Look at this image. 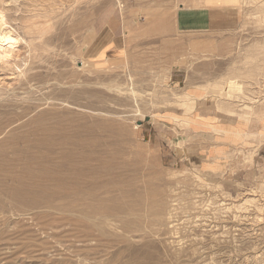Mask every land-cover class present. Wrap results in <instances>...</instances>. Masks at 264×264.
<instances>
[{"label":"rangeland","instance_id":"rangeland-1","mask_svg":"<svg viewBox=\"0 0 264 264\" xmlns=\"http://www.w3.org/2000/svg\"><path fill=\"white\" fill-rule=\"evenodd\" d=\"M250 2L0 0V29L19 35L0 58V124H62L58 142L131 185L85 228L0 213V264H264V87L230 79L264 43ZM207 86L225 87L216 106ZM222 120L252 135L246 150L215 138L207 125Z\"/></svg>","mask_w":264,"mask_h":264},{"label":"bare ground","instance_id":"bare-ground-1","mask_svg":"<svg viewBox=\"0 0 264 264\" xmlns=\"http://www.w3.org/2000/svg\"><path fill=\"white\" fill-rule=\"evenodd\" d=\"M247 1L244 0L245 3ZM250 3L261 15L260 23L263 24L264 0H251ZM14 31L0 29V58L4 60L19 45L17 38L19 35L16 37ZM116 56L108 62V65L118 60ZM85 65L83 63V67ZM245 69H238L232 74L230 78L232 84H261L264 87V43L248 50ZM242 79H246V82H242ZM134 90L131 93H136ZM224 90V86L220 88L207 86L206 99L209 105L216 106L215 99L217 95L223 94ZM263 90L264 88L262 92ZM195 100V97L185 95L181 102L188 107V110H193ZM254 107L247 106L245 113L253 114ZM211 110L213 112V108ZM209 115L211 116V113ZM21 120L22 118L18 121L12 119L11 123L0 124V213L8 215L14 211L25 213L32 209H42V212L34 214L33 219L40 221L45 228L54 229L64 223H72L80 229L97 225L100 219L109 220V212L112 209L108 205L107 194L115 187L131 186L128 182L115 177L118 167L111 165V162L106 161L104 157L70 152L69 150L76 151L77 148L68 147L65 142H58L69 134L62 124L49 125L36 119L19 122ZM222 121L218 122V125H214L213 122L207 125L215 138L224 143H234L239 145L241 150H246L252 135L238 127L228 128V125ZM14 124L18 126L15 125L14 131L11 132L13 127L9 128ZM260 138H264V134ZM206 141L211 142L209 138ZM214 152V156L220 158L226 157L227 160L233 158V154L224 150L223 146L214 148ZM216 185L220 189V184L216 183ZM260 192L264 198V187ZM228 196L233 197L231 194ZM135 197L139 199L138 194ZM126 207L128 208V203Z\"/></svg>","mask_w":264,"mask_h":264},{"label":"crops","instance_id":"crops-1","mask_svg":"<svg viewBox=\"0 0 264 264\" xmlns=\"http://www.w3.org/2000/svg\"><path fill=\"white\" fill-rule=\"evenodd\" d=\"M200 1V3H201V0H199ZM202 9V8H201ZM207 8H205V7H203V9H202V11H204L205 12V10H206ZM183 15H185V14H183ZM183 15H181V16H183ZM197 15H199L198 13H191V14H188V16H197Z\"/></svg>","mask_w":264,"mask_h":264}]
</instances>
